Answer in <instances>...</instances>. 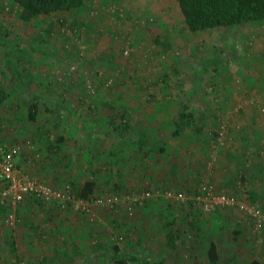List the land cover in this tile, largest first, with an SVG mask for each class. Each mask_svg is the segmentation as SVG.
I'll return each instance as SVG.
<instances>
[{"label":"rangeland","instance_id":"rangeland-1","mask_svg":"<svg viewBox=\"0 0 264 264\" xmlns=\"http://www.w3.org/2000/svg\"><path fill=\"white\" fill-rule=\"evenodd\" d=\"M89 14L96 23L91 20L80 39L62 31L64 20L81 22ZM4 30L8 34L3 40ZM7 63L19 81L6 69ZM1 73L10 93L0 104V145L28 142L26 146L32 148L24 153L39 171L30 177L57 187L92 178L96 196L145 188L151 197L130 211L121 206L118 212L95 206L94 223L79 211L57 209L53 204L42 203L37 211L26 207L27 200L13 210L7 207V212H0V264H116L109 255L113 244L142 259L189 264L192 244L202 237L200 229L191 227L194 218L205 237L216 240L217 264H242L246 258L241 261L237 256L256 252L264 258V229H251L237 210L203 211L192 207L189 199L201 179L216 181L213 174H218L227 132L235 128L224 116L243 114L244 105L249 112L257 103L264 104V21L189 31L175 0H96L24 21L14 2L0 0ZM37 86L51 89H43V95L55 96L50 100L67 107L73 116L39 103L33 92ZM32 101L38 106L35 125L25 116ZM183 106L194 113L197 129L189 127L173 135V120ZM76 116L86 120L79 123L86 125L82 126L86 131L81 149L74 146L73 134L82 128L69 120ZM144 116L158 118L163 127L157 139L160 149L154 150H160L159 168L151 163L128 167L127 153L132 157L139 153L138 134L126 131L112 140L99 133L111 130L110 120L118 129L121 120L135 122ZM220 126H224V143L214 146L211 136ZM37 127L50 137L61 134L66 139V151L57 150L50 156L51 171L39 167L47 157L41 153L47 141ZM179 147L185 148L186 155L176 152ZM98 149H102L96 156L100 167L87 166L90 161H84V151L89 154ZM172 158L179 164H172ZM164 190L183 191L186 200H166ZM43 211L46 214H40ZM9 213L14 216L12 224ZM166 224L176 234V249L166 243ZM27 226L36 230L34 236Z\"/></svg>","mask_w":264,"mask_h":264},{"label":"crops","instance_id":"crops-1","mask_svg":"<svg viewBox=\"0 0 264 264\" xmlns=\"http://www.w3.org/2000/svg\"><path fill=\"white\" fill-rule=\"evenodd\" d=\"M46 88L48 87L46 86ZM43 89L45 90V87L37 86V90L36 91L33 90V92L35 93L34 96L36 97L37 100H39V103L43 102L45 104V107H48L51 105L53 107L56 106L64 110L65 106L63 107L59 106L54 101L50 100L51 97H52L51 99H53L55 96L43 95L42 93ZM46 90H51V89H46ZM53 93L54 92H52V94ZM248 108H249L248 105H244L243 114H240L238 116L236 115L235 117L233 116L228 117L226 115L223 118L224 121L229 122V124L231 122L230 126L235 127V128H232V131L227 132V142L228 143L222 146L223 148L221 147L222 152L220 153L221 155H220V160H219L220 162L218 165V174L216 173L213 174V178L216 179V181L214 182L215 184L213 182L212 183L215 186L217 185L219 189L228 190L227 192H233L235 194H240L241 196L245 195L244 197L245 199L249 200V198L251 197L250 200H252V202L260 205L263 208L264 207V104L257 103L255 107H250L249 112H248ZM157 119L158 118L153 117V116H144L135 122H132L131 119L128 120L127 123L129 127L126 128V131L128 133L138 134V137L136 136L137 139L135 142H136V147H138V150H139V153H137L133 157H132V153L131 155L129 154V152L127 153V156L129 158L128 167H131V168L137 167V166L139 167V165L142 166V165H147L150 163L152 165H155L156 168L160 167L159 161L156 160V157L158 156V154H160V150H157V151H154V150L158 148L160 149V147H158L157 139L160 135L159 128L163 130V127H160ZM69 120L72 122L75 121V123H78V124L79 123L85 124L86 122V120L84 119L82 120L81 118H70ZM98 122L102 123L101 120H99ZM104 122L105 120L103 121V123ZM80 124L77 126L81 128L83 126L86 128V125H80ZM96 125L97 127H99L98 123ZM82 129L77 130L78 132H75L73 134L75 141H77L76 145L74 146H76L77 149L78 148L81 149L80 147V144L82 143L81 141L85 138L86 130L85 129L82 130ZM99 133L103 134L105 137L110 138L112 140L116 138L112 135V130L107 129ZM48 136L49 134H47V132L42 134V137H44L45 141H47L46 144H48ZM59 136H61V134H59ZM51 139L50 140L53 143H55L54 145L56 146V148L55 147L52 148V150H55V151H49L46 149V146L43 147V151L41 153H43L47 157L44 158V160L42 159L43 160L42 164L41 163L40 165L38 164L39 167L42 168V170L49 169L51 171L52 169H50V165L47 164L49 162V159L51 158L50 156L54 155L57 150L63 151V149H65L64 151H66L67 149L65 145L66 139L64 136H62V139L60 141H58L57 138H53V137H51ZM106 143L107 145H109L110 142H106ZM57 146L59 147L57 148ZM101 150L102 149L100 150L98 149L95 151L91 150L89 154L87 153L86 150L84 151L83 155L86 156L84 161L91 162V163L88 162L87 166L91 165L94 167V165L96 164L98 168L100 167V165L97 164L98 159L96 161V158H97L96 156L98 155L99 152H101ZM182 150H185V148L179 147L178 151L176 150V152L179 153V155H181L182 153L186 155V152H183ZM108 151H109V148L103 149L102 151L103 153L101 154L106 155V152ZM143 154H145L146 157L142 158ZM173 154H175V149L173 150ZM92 155L95 156L93 159H91ZM148 155L151 156L150 160H148ZM140 157H141V160H140ZM193 160H194V157H192V161ZM15 161H16V166L18 170L21 173H23L25 176L30 177V175L32 174L36 175L37 173H39L38 168L34 167L35 166L34 161L28 154L22 153L21 155L16 157ZM171 161H172L171 162L172 164H179L178 163L179 161L175 162L174 158H172ZM74 168L75 167L70 168V169H74ZM79 169L82 170V166H80ZM26 202H27L26 207L32 209L33 211H37V209L42 208V206L39 203H37L36 201L32 199L27 198ZM34 202L37 204H35ZM52 206H55L57 209H60L56 205H52ZM25 211H27V209ZM44 212L45 211L40 212V214H46ZM55 212L56 210H53L54 214ZM198 221H201V219H199ZM191 227L200 229L202 232L201 234L202 237H200V241L198 240L199 239L198 237L197 240L193 242L192 249H191V251H193L192 260L191 262L189 261L188 263L195 264L196 263L195 260H197L200 264H207L206 258H207L208 244L211 240H213L217 246L216 240L207 239L205 237V234L202 231V225L199 222H196V218H194V221ZM27 228L29 227L27 226ZM35 231L36 230H32V229L28 230V232H30L31 234L30 236H34L36 234ZM218 249L219 248L217 246V255L219 257ZM256 253L258 254L259 252H256ZM256 253H254L253 255H251L250 253L249 257H248V254L246 256H244V254H241V256H237L238 258L237 260L242 261L243 258H246L245 261H249L253 258H257V259L264 261V258H262V255L261 254L256 255Z\"/></svg>","mask_w":264,"mask_h":264},{"label":"trees","instance_id":"trees-1","mask_svg":"<svg viewBox=\"0 0 264 264\" xmlns=\"http://www.w3.org/2000/svg\"><path fill=\"white\" fill-rule=\"evenodd\" d=\"M11 1L14 2L18 6L20 17L24 21H28L40 15H47V14H51L53 12H58V11H70L72 9L84 7L89 2L96 1V0H11ZM108 1L118 2L122 0H108ZM175 1L183 17L185 26L189 31L212 29V28L222 27V26H228V27L233 28V27H238L239 25L245 24L248 22L264 21V0H175ZM91 14H89L88 18H85L81 22H79V20L70 19V18L64 20L62 22L63 23L62 31H66L67 33L69 32L77 39H80L81 36L86 35V28H87L88 23L91 20H92V23H94V21L96 23V19H93L94 17H91L90 16ZM7 34L8 32L4 30V32L1 35L3 40L5 39ZM5 67L8 71H10L12 75L15 76V79H17L16 74L13 68L11 67V64L7 63ZM4 81H5V75L1 73L0 74V104L4 103L7 100V98L9 97V93H10L9 90L5 88ZM16 81H19V78ZM37 107L38 106L36 102L32 101L27 105V108H26L25 116L27 120L29 121V123L32 125H35L36 123ZM64 111H67L68 117L73 116V114L71 113L69 109H67V107H64ZM193 116H194V113L191 110L187 109L186 106H183L181 110L178 112L177 117L173 120L174 130L172 131V134L178 135L184 129L189 128V127H192L193 129H197L196 128L197 124L193 122V120H195ZM75 118H79V117H75ZM108 122L110 123L112 135L116 138L123 137L122 134H125L126 128L129 127L128 123L125 121H124L125 123H123L122 120L120 121V124L117 126L118 129L115 128L116 125H113L114 120H110ZM38 128L39 127H37V129ZM43 129L42 127H40L37 132V133H41V136L42 134L46 133V130L45 129L43 130ZM216 133H217V130L213 132V135L211 136L212 140L214 139V136ZM49 138L51 139L50 136ZM50 139H48V144L45 145L46 149L49 151H55V150H52L53 147L56 148V146L54 145L55 143H53ZM61 139H62V136L57 137L58 141H60ZM24 143L25 141L23 140L19 142H14L12 144H7V145L3 144V145H0V148H7L14 144H22V149L20 153L16 155L14 158V160H16L17 156L24 153L26 149L31 148V147L28 148V146H26V144L24 145ZM58 147L59 146H57V148ZM15 165H16V161H15ZM30 178H33V177H30ZM40 181H43V180H40ZM71 182H70L71 185L69 183L68 185L70 186L72 193L74 194L75 197L81 198V197L87 196L88 194L93 193V190L95 187V179H92V178L86 179L83 182L79 183L78 185L74 183L72 180ZM0 184H2L0 185V189H1L3 186V182L1 180H0ZM65 185L66 184H64L63 186ZM129 191H134V190H129ZM158 192H160V190H158ZM177 192H182V191H177ZM116 193H121V192H116ZM191 194H193V192ZM228 194L238 197L234 193H228ZM162 197L166 200H169L164 197L163 192H162ZM241 197L239 196L238 198H241ZM27 198L38 202L42 206V203L38 199H35L34 197H31V196H26L18 206H20L25 200H27ZM250 199L251 197L249 198V200L248 199H245V200L253 205L261 207L260 205L252 202V200ZM169 201H172V200H169ZM173 202L181 203L180 201H173ZM191 206L197 207V206L192 205V203H191ZM7 207H9L7 203H0V212L1 213L7 212L8 210ZM66 209H70V207L66 206ZM164 228H165V239H166L167 245L171 247L172 249H176L177 237H176L175 232L172 230L169 224H166ZM11 245H12V250L14 251L15 247L12 241H11ZM109 255H110V259L116 264H158V263L161 264L163 262L162 258H160L159 261L147 260V259H142L133 253H124L119 249L118 245L116 244H113L111 246ZM217 260H218L217 246L215 242L211 240L207 247V264H217ZM242 264H264V261L257 259V258H253L249 261L243 262Z\"/></svg>","mask_w":264,"mask_h":264},{"label":"built area","instance_id":"built-area-1","mask_svg":"<svg viewBox=\"0 0 264 264\" xmlns=\"http://www.w3.org/2000/svg\"><path fill=\"white\" fill-rule=\"evenodd\" d=\"M113 9V8H112ZM114 11V9H113ZM129 49L125 47L124 54ZM109 83V82H108ZM224 126H220L212 142L215 145L224 143ZM28 143L25 141L24 145ZM22 144H14L7 148H0V180L3 186L0 189V203H7L8 208H16L26 196L34 197L45 205H56L60 209H66L69 206L71 210L82 213L90 223L96 222L94 207H105L108 210L116 212L119 207L126 210H132L134 205L141 203L151 197V192L147 189L139 191H128L125 194L114 193L110 196L100 197L94 194L78 198L72 193L68 184L63 187H55L47 182L37 180L22 175L15 165V156L20 153ZM158 193V190L156 191ZM165 198L172 201L183 202L186 200L185 192L163 191ZM189 199L194 206H198L203 211H213L217 208H229L237 210L243 214L255 231L264 228V208L253 205L245 199L238 198L223 191L217 190L215 185L207 178L201 179L193 194ZM10 224L13 223L12 213L7 215ZM121 239V236L118 237Z\"/></svg>","mask_w":264,"mask_h":264}]
</instances>
